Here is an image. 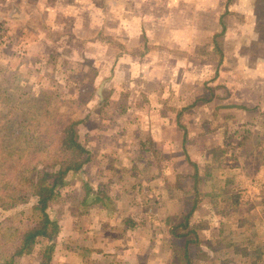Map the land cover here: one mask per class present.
<instances>
[{
    "label": "rangeland",
    "instance_id": "1",
    "mask_svg": "<svg viewBox=\"0 0 264 264\" xmlns=\"http://www.w3.org/2000/svg\"><path fill=\"white\" fill-rule=\"evenodd\" d=\"M94 1L0 0L4 126L19 131L24 112H44L27 122L38 129L28 138L34 152L39 129L46 133L64 118L59 112L87 116L76 130L92 161L66 176L50 210L61 226L53 264L176 261L170 255L184 238L168 237L166 218L178 221L191 208L194 195L185 193L195 189L193 168L185 151L199 176L190 217L199 241L191 246L193 264H264V0H244L254 16L229 31L221 62L209 35L191 51L188 34L186 49L161 48L153 65L136 57L118 69L112 60L121 52L117 40L125 39L115 13L109 25L102 12L108 0ZM27 213L20 207L0 220L14 227ZM128 219L134 224L126 228ZM17 264H37V256Z\"/></svg>",
    "mask_w": 264,
    "mask_h": 264
},
{
    "label": "trees",
    "instance_id": "2",
    "mask_svg": "<svg viewBox=\"0 0 264 264\" xmlns=\"http://www.w3.org/2000/svg\"><path fill=\"white\" fill-rule=\"evenodd\" d=\"M190 106L194 104H189L188 107ZM52 112H57V109ZM52 112L49 109L45 111L46 114ZM59 113L64 115V118L56 117L55 121L47 125L46 133L40 128L42 135L38 131L40 139L36 140L35 151L30 152L27 150V145L32 144L28 139L30 132L38 129L27 125V122H38L41 120L40 117L44 118V112L38 113L35 110L24 112V119L20 121L17 131L18 129L15 130L12 126H4L8 120L0 111V216L4 212L20 207L28 210L22 225L10 227L6 226V217L0 220V236L5 237V242L0 238V255L3 257L0 264H17L23 257L29 256H37V264L54 262L61 226L59 219L51 214L52 203L58 198L60 190L67 182L66 176L70 173L84 172L88 163L92 161V152L80 139L76 130L77 124L86 121L87 116L74 119L65 115V112ZM183 135V144H185L188 141V132L185 128ZM244 139L245 137L238 142V146ZM143 150L146 152L145 149ZM184 150H187L185 146ZM184 154L188 164L193 168L192 188H195L194 191H187L185 194L192 193L194 197L191 198L190 210L175 216L178 221L169 216L166 218L168 237L184 238L183 244L179 247L180 251L170 255V258H175L176 261H171L169 264H193L191 246L199 243L198 233L190 222L191 214L196 207L195 194L199 192L196 184L199 181L198 167L186 151ZM88 184L86 181V185ZM235 188L231 186L230 198L233 203L238 204L239 193ZM87 192L89 193L88 188ZM99 200V196L96 195L93 202L97 203ZM107 205L108 203L104 204L105 207ZM125 224L128 228L134 223L128 219Z\"/></svg>",
    "mask_w": 264,
    "mask_h": 264
},
{
    "label": "crops",
    "instance_id": "3",
    "mask_svg": "<svg viewBox=\"0 0 264 264\" xmlns=\"http://www.w3.org/2000/svg\"><path fill=\"white\" fill-rule=\"evenodd\" d=\"M91 2L97 4L94 0ZM108 2V6L102 12L108 11L109 25L112 14L115 13V26L125 39L123 43L116 39L121 52L114 55L112 67L117 69L137 60L136 57L140 60L144 58V65L145 63L148 66L153 65L154 52L161 48H165V51L186 49L183 45L185 41L183 36L188 34L192 40L189 45L191 51L196 48L198 38L209 35L213 50L220 54L221 62L224 53L222 41L223 44L226 43L229 31H232L233 27L238 31V26L242 27L245 19L254 16L253 10L244 9V0H108ZM62 9L64 8H60L59 11ZM132 9L137 12H129ZM52 11L55 13L56 9ZM126 35L129 39L139 38L141 42L128 44ZM127 57L129 59H126Z\"/></svg>",
    "mask_w": 264,
    "mask_h": 264
}]
</instances>
